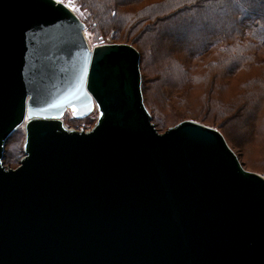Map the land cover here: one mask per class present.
I'll list each match as a JSON object with an SVG mask.
<instances>
[{
    "label": "water",
    "instance_id": "water-1",
    "mask_svg": "<svg viewBox=\"0 0 264 264\" xmlns=\"http://www.w3.org/2000/svg\"><path fill=\"white\" fill-rule=\"evenodd\" d=\"M85 28L60 0H0V264H264V176L215 127L161 132L140 51Z\"/></svg>",
    "mask_w": 264,
    "mask_h": 264
},
{
    "label": "trees",
    "instance_id": "trees-1",
    "mask_svg": "<svg viewBox=\"0 0 264 264\" xmlns=\"http://www.w3.org/2000/svg\"><path fill=\"white\" fill-rule=\"evenodd\" d=\"M77 1L89 14L85 23L95 41L111 35L140 51L144 98L146 94L151 100L162 126L161 110L185 89L207 86V96H212L226 90L225 80L250 65L260 66L258 74L242 82L237 103L220 118L232 132L242 133L245 146L264 145V60L258 59L264 51V0ZM181 25L182 35L175 38ZM223 40L225 49L220 47ZM208 56L206 67L194 65Z\"/></svg>",
    "mask_w": 264,
    "mask_h": 264
},
{
    "label": "rangeland",
    "instance_id": "rangeland-1",
    "mask_svg": "<svg viewBox=\"0 0 264 264\" xmlns=\"http://www.w3.org/2000/svg\"><path fill=\"white\" fill-rule=\"evenodd\" d=\"M65 2L68 6L73 9L75 13L85 22L89 16L87 10L79 3L77 0H60ZM264 13V8L261 9ZM86 25V23H85ZM200 27V25H199ZM184 26H179L175 31V38H178L182 35V30ZM196 28V27H195ZM198 28V26H197ZM85 36L89 42L91 48H94L97 45L104 43H122L121 40L113 38L111 35L107 36L103 40L95 41L93 39V32L86 27L85 28ZM198 34V31L194 32ZM128 43V42H123ZM227 40L221 41V48L225 49ZM128 44H131L128 43ZM258 59L264 60V51L258 53ZM210 57L208 56L202 62L196 61L194 65L198 64V66H207L209 63ZM197 66V65H196ZM248 66L245 71H243L240 75L236 77L225 80V83H228L226 90L221 91L219 93L209 95L207 92V86L204 88L203 86L198 87L194 86L189 89H185L181 96L177 101H174L171 105L166 106L160 112V117L163 121V126L159 124V121L156 122V112L154 111L153 104L149 97H146L145 101L147 105L152 109V114L154 115V122L158 123L159 130L161 132H165L168 128L178 124L184 120H194L205 125H209L219 129L227 139L229 145L233 148V150L239 156L243 166L250 171H254L260 173L264 176V145H256L245 146L243 143V136L239 130L231 131L230 127H227L226 121L223 117L220 118V115L229 111V107L231 103H237L238 96L240 93L244 91L242 87V82L251 77L254 74H258L261 69L260 66ZM264 68V66L262 67ZM202 69L199 67V70ZM196 72V71H193ZM149 76L147 75L146 80H148ZM184 99L183 101H181ZM216 105L214 107L213 113L210 114V109L212 105ZM219 117V118H218ZM64 122L70 128L82 129L84 127L86 130L91 129L97 122V114L94 112L90 115V117H86L83 119L74 118L72 112L70 111L64 117ZM24 140H25V129L24 127H20L8 140L6 145V152L4 162L7 167L16 168L18 167L21 158L24 156Z\"/></svg>",
    "mask_w": 264,
    "mask_h": 264
},
{
    "label": "flooded vegetation",
    "instance_id": "flooded-vegetation-1",
    "mask_svg": "<svg viewBox=\"0 0 264 264\" xmlns=\"http://www.w3.org/2000/svg\"><path fill=\"white\" fill-rule=\"evenodd\" d=\"M69 112H70V110L67 111V113H69ZM67 113H66V115H67ZM95 113L97 114V112H95ZM66 115H65V116H66ZM65 116H64V117H65ZM88 117H90V116H88ZM74 118H75V117H74ZM63 121H64V118H63ZM64 123H65V122H64ZM65 125H66L67 127H69L66 123H65ZM69 128H70V127H69ZM75 129H76V128H75Z\"/></svg>",
    "mask_w": 264,
    "mask_h": 264
},
{
    "label": "bare ground",
    "instance_id": "bare-ground-1",
    "mask_svg": "<svg viewBox=\"0 0 264 264\" xmlns=\"http://www.w3.org/2000/svg\"><path fill=\"white\" fill-rule=\"evenodd\" d=\"M89 47H90V45H89ZM91 48V47H90ZM91 49H93V48H91Z\"/></svg>",
    "mask_w": 264,
    "mask_h": 264
},
{
    "label": "built area",
    "instance_id": "built-area-1",
    "mask_svg": "<svg viewBox=\"0 0 264 264\" xmlns=\"http://www.w3.org/2000/svg\"><path fill=\"white\" fill-rule=\"evenodd\" d=\"M82 129H85L84 127H82Z\"/></svg>",
    "mask_w": 264,
    "mask_h": 264
}]
</instances>
